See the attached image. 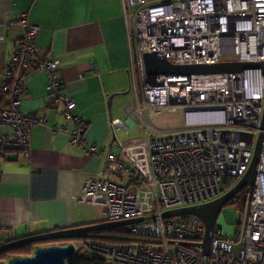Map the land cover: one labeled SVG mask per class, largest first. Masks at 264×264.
Segmentation results:
<instances>
[{"label":"built area","instance_id":"obj_1","mask_svg":"<svg viewBox=\"0 0 264 264\" xmlns=\"http://www.w3.org/2000/svg\"><path fill=\"white\" fill-rule=\"evenodd\" d=\"M130 46L128 75L133 101L126 120L109 117L115 137L104 151L99 173L88 178L75 198L78 225L140 219L128 227L133 239L120 245L89 241L85 248L107 264H264V74L260 68L205 75L152 74L143 56L156 53L173 65L264 62V0H120ZM23 27L0 77V156L30 154V132L41 121L21 110L24 78L47 75L49 104L62 105L71 119L75 102L64 92L59 60L39 56V28L21 13ZM13 23L8 22L7 28ZM69 143L99 155L82 139L84 123L75 118ZM8 127V132L2 129ZM54 131L65 133L64 124ZM139 130L140 137L130 139ZM122 131L126 138H117ZM260 133L261 154L244 233L243 259L233 247L241 230L223 237L214 225L207 255L200 244L204 224L193 215L165 218L166 212L209 203L226 178L246 173ZM243 226V224H242ZM0 243L9 239L1 231Z\"/></svg>","mask_w":264,"mask_h":264},{"label":"crops","instance_id":"obj_2","mask_svg":"<svg viewBox=\"0 0 264 264\" xmlns=\"http://www.w3.org/2000/svg\"><path fill=\"white\" fill-rule=\"evenodd\" d=\"M21 13L40 30L39 56L59 60L58 76L75 107L72 118L64 120L63 106L47 101V75L25 76L21 110L43 121L31 129L28 157L20 151L0 156V229L18 239L78 225L75 198L85 181L100 172L104 151L115 142L108 119L126 120L131 103L123 107L125 119L113 117L114 103L117 110L121 103L115 100L130 93V46L120 0H0V77L23 35V27L14 23ZM113 94L119 95L109 111ZM75 118L84 123L83 142L94 144L99 155H87L69 143ZM60 124L67 132L54 131Z\"/></svg>","mask_w":264,"mask_h":264},{"label":"water","instance_id":"obj_3","mask_svg":"<svg viewBox=\"0 0 264 264\" xmlns=\"http://www.w3.org/2000/svg\"><path fill=\"white\" fill-rule=\"evenodd\" d=\"M144 67L147 74H175V75H205V74H220V73H235L245 69L260 68L264 74V62L262 63H248V62H220L212 65H173L167 62L164 58L156 53L145 54L143 56ZM128 93V92H125ZM119 94H113L108 98L107 106L111 111L112 99ZM111 116V115H110ZM260 128L264 129V106L261 118ZM263 134L260 133L256 142L253 157L251 163L237 183L228 191L223 193L217 199L203 204L192 206L188 208H182L174 211L166 212L163 216L165 218L179 215H193L199 218L204 224V238L203 243L200 246L203 249L205 255L209 252V247L212 239V229L215 225L216 219L221 210L226 204L233 199L237 193L244 187L248 188V200L251 194L254 181L257 174V167L261 154V141ZM115 137L113 136V140ZM248 217V203L246 204L243 226L241 231L240 241L233 247L234 259L241 262L244 252V233L246 228V222ZM140 219L125 220L111 223H100L91 225H76L68 229L59 231H53L45 234L30 236L27 238H21L13 242H9L0 246V251L9 249L22 244L42 242L47 240H67L76 241L88 239L92 236L93 232H99L116 227H127ZM77 250L75 245L70 242L65 245H52L48 247L36 248L31 256L28 257H15L7 262H0V264H67V262L76 256Z\"/></svg>","mask_w":264,"mask_h":264},{"label":"trees","instance_id":"obj_4","mask_svg":"<svg viewBox=\"0 0 264 264\" xmlns=\"http://www.w3.org/2000/svg\"><path fill=\"white\" fill-rule=\"evenodd\" d=\"M237 179L235 178H226L222 184V192L225 193L230 188H232L236 183ZM247 196H248V188L244 187L242 190H240L237 195L231 199L225 207H234L236 205H240V213L241 217L238 222V228L242 227L246 204H247ZM2 230L0 229V234ZM58 231V230H55ZM9 239L7 240V243L13 242L15 240H18V238H11V234L8 233ZM131 233L129 232L128 227H116L111 228L107 230H102L99 232H93L92 236L89 237V241H94L101 244H108V245H120L125 244L127 242H131L130 239ZM86 240V239H84ZM82 240V241H84ZM78 241V240H76ZM73 241H67V240H47L42 242H34V243H28V244H22L15 247H11L9 249H5L3 251H0V262H7L8 260L15 258V257H28L31 256L36 248L39 247H48L52 245H65L67 243H70ZM2 244L0 243V246ZM87 253L79 254L76 253V256L70 259L67 264H107V258L93 250L87 249Z\"/></svg>","mask_w":264,"mask_h":264},{"label":"rangeland","instance_id":"obj_5","mask_svg":"<svg viewBox=\"0 0 264 264\" xmlns=\"http://www.w3.org/2000/svg\"><path fill=\"white\" fill-rule=\"evenodd\" d=\"M120 100H121V103L118 104L119 105L118 110H117V104L114 103V106L112 108L113 117L118 116V117H122L123 119H125V113L123 110L125 108L124 106L128 102L130 101L132 102L133 97L131 93H128L126 95L121 96L115 101L117 102ZM117 137L120 139L126 138V136L124 135L122 131L117 133ZM139 137H140V133H139V130L137 129H135L134 131H132V133H130V139H137ZM240 207L241 206L239 204L234 207H224L219 213L216 219L215 225L220 228L221 235L223 237H233L237 232L241 230V228H238V225H237L241 217V213L239 211ZM130 239H133L132 236L130 237ZM88 242H89V239H86L84 241L82 240L73 241L72 243L75 245L76 250L79 254L85 255L87 253L85 244H87Z\"/></svg>","mask_w":264,"mask_h":264},{"label":"clouds","instance_id":"obj_6","mask_svg":"<svg viewBox=\"0 0 264 264\" xmlns=\"http://www.w3.org/2000/svg\"><path fill=\"white\" fill-rule=\"evenodd\" d=\"M6 244V243H5ZM3 245V244H2Z\"/></svg>","mask_w":264,"mask_h":264}]
</instances>
